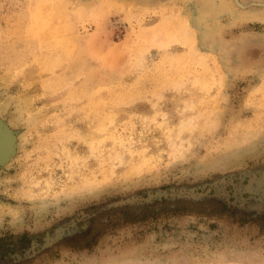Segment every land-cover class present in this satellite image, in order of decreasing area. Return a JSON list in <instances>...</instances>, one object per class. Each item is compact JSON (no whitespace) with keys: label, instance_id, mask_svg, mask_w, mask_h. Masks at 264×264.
Listing matches in <instances>:
<instances>
[{"label":"rangeland","instance_id":"rangeland-1","mask_svg":"<svg viewBox=\"0 0 264 264\" xmlns=\"http://www.w3.org/2000/svg\"><path fill=\"white\" fill-rule=\"evenodd\" d=\"M255 3L0 0V264H264Z\"/></svg>","mask_w":264,"mask_h":264},{"label":"water","instance_id":"water-1","mask_svg":"<svg viewBox=\"0 0 264 264\" xmlns=\"http://www.w3.org/2000/svg\"><path fill=\"white\" fill-rule=\"evenodd\" d=\"M255 5L260 6V7H264V3H255ZM1 136L2 135L0 134V160L4 159L9 154L8 147H7V145H5V142H3V140H2L3 136L2 137Z\"/></svg>","mask_w":264,"mask_h":264},{"label":"crops","instance_id":"crops-1","mask_svg":"<svg viewBox=\"0 0 264 264\" xmlns=\"http://www.w3.org/2000/svg\"><path fill=\"white\" fill-rule=\"evenodd\" d=\"M161 1V0H160Z\"/></svg>","mask_w":264,"mask_h":264}]
</instances>
